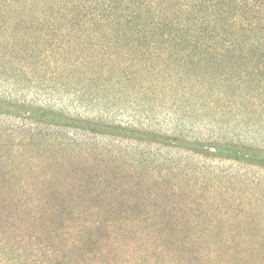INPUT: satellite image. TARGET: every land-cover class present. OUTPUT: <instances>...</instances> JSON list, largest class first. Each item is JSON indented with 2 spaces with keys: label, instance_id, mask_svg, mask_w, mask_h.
Returning a JSON list of instances; mask_svg holds the SVG:
<instances>
[{
  "label": "trees",
  "instance_id": "16d2710c",
  "mask_svg": "<svg viewBox=\"0 0 264 264\" xmlns=\"http://www.w3.org/2000/svg\"><path fill=\"white\" fill-rule=\"evenodd\" d=\"M263 134L264 0H0V264H264L186 190Z\"/></svg>",
  "mask_w": 264,
  "mask_h": 264
},
{
  "label": "rangeland",
  "instance_id": "374dc122",
  "mask_svg": "<svg viewBox=\"0 0 264 264\" xmlns=\"http://www.w3.org/2000/svg\"><path fill=\"white\" fill-rule=\"evenodd\" d=\"M228 120L218 126L221 134L227 132H237L238 125L232 120L231 115H227ZM221 118L211 113H207L205 121L210 122L211 119ZM206 126V125H205ZM205 126H202V130ZM209 131H216L211 126H206ZM202 130L194 129L199 133ZM254 137H261L256 133ZM264 146V134L260 142ZM193 159V160H191ZM202 158L194 156L187 157L188 169L190 166H198V162ZM209 170H203L199 174L191 172L189 178L192 185L187 191L195 196L198 202L199 212L206 215L198 216V210L194 206L192 211L195 212L193 220L202 225L201 230L204 235L201 238L205 240H241L255 238L264 239V167L235 164L217 158H211L208 161ZM190 170V169H189ZM202 179V180H201ZM201 180V181H200ZM185 188V187H184ZM248 228L246 231L244 228ZM191 232L194 229L190 230ZM157 259L159 264H167L170 260ZM226 256L221 258H206L196 260L195 257L176 258L174 264H226Z\"/></svg>",
  "mask_w": 264,
  "mask_h": 264
}]
</instances>
